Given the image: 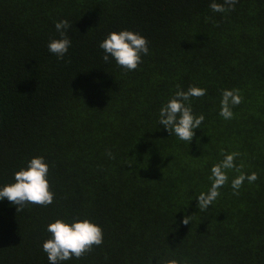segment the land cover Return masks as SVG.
I'll return each instance as SVG.
<instances>
[{"label": "trees", "instance_id": "1", "mask_svg": "<svg viewBox=\"0 0 264 264\" xmlns=\"http://www.w3.org/2000/svg\"><path fill=\"white\" fill-rule=\"evenodd\" d=\"M212 2L0 0V187L42 156L54 193L21 211L0 201V264H49L42 244L57 219L103 230L101 245L60 264H264V0L225 13ZM60 20L70 23L63 59L48 50ZM122 30L148 40L136 70L102 59L99 44ZM177 86L206 89L190 99L205 117L190 142L159 123ZM232 89L243 99L225 120ZM232 152L258 179L235 195L240 173L227 170L201 211L212 166Z\"/></svg>", "mask_w": 264, "mask_h": 264}, {"label": "clouds", "instance_id": "2", "mask_svg": "<svg viewBox=\"0 0 264 264\" xmlns=\"http://www.w3.org/2000/svg\"><path fill=\"white\" fill-rule=\"evenodd\" d=\"M236 3L237 0H224L223 4L213 0L209 7L213 12L225 13L234 10ZM69 27L70 23L67 20L55 23L60 38L51 40L48 50L58 59L64 58L71 45V40L66 35ZM99 48L105 53L102 57L105 62H109V57H112L120 67L128 71L136 70L142 62L141 56L149 54L148 40L128 30L109 33L99 44ZM177 89L174 96L160 108L159 123L180 140L190 142L194 130L200 128L205 119L203 114L199 116L193 114L190 99L205 96L206 89L194 86L189 87L187 91L180 90L179 86ZM242 99L239 89L223 90L219 115L225 120L232 119L234 115L232 107L239 105ZM108 155L112 156L110 152ZM239 155L238 152L225 154L221 162L212 166L211 187L207 193L201 192L197 197V206L201 211L206 210L220 196L219 189L229 179L227 170L234 169L240 173L231 181L235 195H239L245 180L251 184L258 179L256 172L246 175L241 171L243 164L236 165L235 158ZM48 171L49 166L42 156L32 158L26 168L14 173V183L0 187V201L7 199L16 206V211L23 210L27 204L41 206L51 204L54 193L50 191ZM182 223L188 224V218L184 217ZM47 231L51 233V238L43 242L42 250L47 254L49 264H60L73 257L80 258L86 252H90L94 245L99 246L103 243V230L87 219L74 220L71 223L57 219L47 225ZM156 264H179V262L176 259H158Z\"/></svg>", "mask_w": 264, "mask_h": 264}]
</instances>
